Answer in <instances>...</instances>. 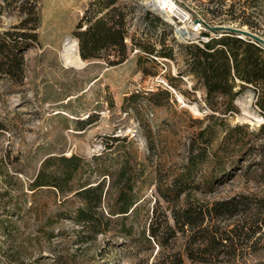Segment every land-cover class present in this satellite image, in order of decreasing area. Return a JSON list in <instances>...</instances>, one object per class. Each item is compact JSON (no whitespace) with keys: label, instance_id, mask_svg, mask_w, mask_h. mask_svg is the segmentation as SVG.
I'll use <instances>...</instances> for the list:
<instances>
[{"label":"rangeland","instance_id":"1","mask_svg":"<svg viewBox=\"0 0 264 264\" xmlns=\"http://www.w3.org/2000/svg\"><path fill=\"white\" fill-rule=\"evenodd\" d=\"M156 1L116 0L126 14L128 55L114 65L102 58L83 60L78 48L80 60L67 64L62 57L65 44L77 42L78 24L105 12L108 0L39 1L38 42L24 53L23 80L0 76V264H264V129L258 130L264 113L251 87L235 98L233 112L214 113L208 160L193 172L199 186L190 194L191 202L204 207L236 196L241 210L196 218L184 210L183 195L171 200L160 193L184 168L190 137L212 123L207 119L212 111L191 75L183 72L171 86L187 106L168 88L167 77L185 70L184 49L173 24L155 20ZM175 1L211 25L243 27L264 37V0L255 6L248 0ZM18 3L0 0V31L18 22ZM242 18L253 27L240 25ZM162 41L173 47V57L159 58L165 71L132 44L159 49ZM165 88L168 97H156L161 105L148 100L149 93ZM235 124L243 126L239 142L220 149L226 126ZM124 150L144 170L140 200L127 216L109 214L116 211V192L105 178L108 190L99 208L104 231L80 243V227L67 218L79 199L54 189L32 191L29 184L48 155L84 158L86 170L75 176L76 188L96 165L115 169ZM101 153L116 159L92 160Z\"/></svg>","mask_w":264,"mask_h":264},{"label":"trees","instance_id":"2","mask_svg":"<svg viewBox=\"0 0 264 264\" xmlns=\"http://www.w3.org/2000/svg\"><path fill=\"white\" fill-rule=\"evenodd\" d=\"M39 1L19 0L15 7L18 22L0 31V76L7 77L15 83H20L24 78V53L38 42ZM257 1L259 0H248L250 6H255ZM103 10L106 11L101 15L94 14L92 17H87L84 24H78L77 28L81 29L75 33L77 48L83 60L102 58L109 65H114L123 62L128 55L125 41L126 14L116 5V0H108L103 4ZM156 16L155 20L160 21L161 17L158 14ZM239 24L253 27L247 18L240 19ZM181 43L184 49L185 70L178 71L177 76L167 77V86L174 87V81L182 76L183 72L194 77L205 90L203 101L212 111L207 117L212 123L200 127L192 134L188 142L187 162L184 168L162 189L159 187V190L165 199L178 200L183 195L186 203L184 210L193 217L231 216L241 210L239 206L242 202L236 196L213 201L208 207L191 202L190 194L199 186L192 176L193 172L208 160V149L214 139L213 122L218 119L214 113L225 115L233 112L235 110L233 101L243 89L248 87L255 92L257 97L255 104L264 113V47L249 39L227 33H216L202 45L192 42ZM132 44L142 49L147 60L154 61L156 60L154 57H173V47L164 41L159 49H156L152 43L133 42ZM166 88L149 93L148 100L155 105H161V101L156 97L159 93L168 97L169 90ZM223 117L219 118V122H224ZM196 122L201 123V120L196 119ZM262 129L264 125L258 130ZM242 133V125L226 126L218 144L219 148L228 150L239 142L238 137ZM118 139L112 137V140ZM107 155L113 157L108 158L112 160V164L116 159L112 153L94 155L92 160H100L102 157L107 159ZM94 168L82 176L78 180L77 187L74 188L75 176L78 172L86 170L84 158L75 153L48 155L42 159L29 184L32 191L54 189L62 194L72 193L79 199L81 204L67 215V218L80 227L76 231L80 243L92 240L104 231L101 222L103 215L99 208L102 197L108 190V188L104 189L105 178L111 180L110 188L116 192V211L109 214H122L121 216H127L137 206L140 200L138 184L145 178L142 177L144 170L137 168L131 153L125 150L115 169L112 170L102 164ZM93 172L97 175V179L92 181Z\"/></svg>","mask_w":264,"mask_h":264},{"label":"built area","instance_id":"3","mask_svg":"<svg viewBox=\"0 0 264 264\" xmlns=\"http://www.w3.org/2000/svg\"><path fill=\"white\" fill-rule=\"evenodd\" d=\"M151 11L173 24L174 34L179 42H192L202 45L216 35L215 32L204 26L205 19L198 14L191 13L175 0H158L153 4ZM154 58L161 63L162 70L165 71L167 66L160 60L165 58ZM160 81L165 83L163 80Z\"/></svg>","mask_w":264,"mask_h":264},{"label":"water","instance_id":"4","mask_svg":"<svg viewBox=\"0 0 264 264\" xmlns=\"http://www.w3.org/2000/svg\"><path fill=\"white\" fill-rule=\"evenodd\" d=\"M204 26L215 33H227V34H234L239 38L242 39H249L252 42L259 43L264 47V37L258 35L257 33L245 29L243 27H236L231 25L225 24H214L211 25L207 22H203Z\"/></svg>","mask_w":264,"mask_h":264},{"label":"bare ground","instance_id":"5","mask_svg":"<svg viewBox=\"0 0 264 264\" xmlns=\"http://www.w3.org/2000/svg\"><path fill=\"white\" fill-rule=\"evenodd\" d=\"M62 57L65 61V63H73V58L80 60L81 58L79 57V55L77 54V42L75 39H70L64 46L63 48V52H62ZM79 62V61H78ZM171 88V87H170ZM172 89V88H171ZM173 90V89H172ZM174 91V90H173ZM175 92V95L177 97V100L182 103V105L187 106V104L184 102L182 96L178 93ZM190 108L195 112V108L190 106Z\"/></svg>","mask_w":264,"mask_h":264}]
</instances>
